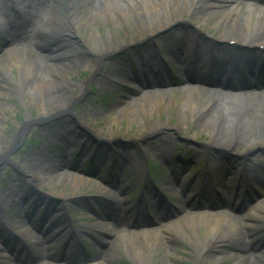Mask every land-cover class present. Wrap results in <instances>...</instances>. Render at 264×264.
I'll return each mask as SVG.
<instances>
[{
  "label": "bare ground",
  "instance_id": "bare-ground-1",
  "mask_svg": "<svg viewBox=\"0 0 264 264\" xmlns=\"http://www.w3.org/2000/svg\"><path fill=\"white\" fill-rule=\"evenodd\" d=\"M3 3V10L0 11V36H4V39L6 41H12V43L17 41H25L30 40L31 43L36 44L37 41L33 40L34 34L39 33L41 36L42 41H52L50 43L51 50H48L45 52L46 56H48V61L44 57H40L41 60H38L34 57L33 54H31V50H21L19 48L17 49H7L5 53L0 58V78L1 79H7L8 81H11L14 79V74L9 73L11 70V66L15 67H22L23 72L21 74H30L33 78L34 83H30L33 85V87H39L47 89L50 85H56L57 87H62L63 85L67 87V90L72 91V98L70 101L76 100L82 93L83 88L87 85V82L84 84L80 83H74L71 81L70 78V72L76 71L80 72L83 70H87L90 73V77L88 81H91L92 83L95 81V83L99 86H107V88H112L114 79H118L117 76H115L114 71L109 72L106 74L104 79L99 83L98 82V76L102 75L104 72H100V63L93 64L90 62V59L80 58L74 54V46L71 42V39H75L70 37V35H61L63 32H67L66 28H61L57 30L60 34L56 35L53 27H59V25L62 27L63 23H65L68 18L71 21L72 24H75L74 22L78 20V23H80L78 26L82 25V30L87 31L86 39H82L81 41L85 45L92 44V47L96 51L99 49H104L103 53H108V57H112L115 54H118L117 51L121 49L122 47L127 48L128 51L136 50V46L140 47L144 43H148L151 41L156 40V38H161L160 33H166L169 29H173L174 36L171 37V41H173L174 37L177 38L179 36V28H181L182 25L185 24H191L192 26L196 25L194 20H202V22H206L209 19L214 20V27L217 29L215 32V35L212 36V40H207V43L209 45V48L206 46L205 43L201 44L196 39H188L185 40L187 45H190L191 47H195L198 54H195L196 56H209V65H211L213 68L214 66L220 67L223 66L224 69H222V74H217L220 78L224 77L229 78L231 76L238 75L237 68L239 65H241L244 69L249 67L250 63L254 61V64H256V61L264 63V57L261 56L260 52L252 50V54L250 56L241 55L236 49H232L228 45L223 43V40L230 35H235L234 37H237L238 39H241L243 41H252L253 39L262 40L264 42V8H257L251 5H243L241 0H183L180 4L178 0H124V1H118V0H89V6L86 7L88 12L82 17L81 13L79 14V17L76 19L72 14L68 13L67 15L63 16V12H67V10H73V8L76 6L74 3V0H63L67 1V3H60L61 0H0ZM0 2V3H1ZM180 5V6H179ZM184 8V11L180 12V8ZM185 5V6H184ZM44 7L49 9L48 15L45 17V20L42 19L43 16L41 15L42 11L41 9ZM198 9H197V8ZM4 8L6 10H4ZM135 8H138L139 10L136 11ZM67 9V10H66ZM101 10V11H100ZM140 10L144 11L143 13L146 15L145 19H147V22L145 25L140 24V20L138 18L136 21V27L131 23L125 21L126 24H124V31L120 32L122 29L120 28L119 21L122 19L129 18L130 12H139ZM200 10H202V14L198 15L200 13ZM76 12V11H75ZM74 13V12H73ZM149 15V16H147ZM105 24H108V31L107 33H104L106 35H103V33L98 32V28H101L104 31L103 22ZM119 24V25H118ZM148 24V25H147ZM34 25V28L31 29L30 27ZM147 25V29L145 26ZM77 26V27H78ZM199 26V25H198ZM91 27H94L91 28ZM167 27V28H165ZM88 28V30H86ZM134 29H137L139 33H141V37L135 33ZM117 32L115 34L114 32ZM33 32V33H32ZM123 33V34H120ZM237 33V34H235ZM66 36V38H65ZM56 37V38H55ZM55 39V40H54ZM166 41V40H165ZM142 42V43H141ZM141 43V44H140ZM171 43V42H170ZM75 44V43H74ZM183 45V49L188 51L189 47ZM226 45V46H225ZM48 47V46H47ZM53 47V48H52ZM88 47V46H87ZM186 47V48H185ZM89 50L91 49L88 47ZM177 48V47H176ZM190 51H193L190 49ZM196 52V51H194ZM148 54V53H146ZM104 55V54H103ZM65 56V57H64ZM95 55H93L94 57ZM101 60H104L105 63H107L104 59V57L101 55ZM141 57V55H140ZM139 57V58H140ZM141 59V58H140ZM44 60V61H42ZM108 60V58H107ZM125 59H118L116 58V55L113 56L112 64L115 68H118L120 66L125 67L127 65V60L124 62ZM41 62H44V66L46 68V74L40 75L39 74V68L38 72L36 71L37 65ZM194 68H197V66L200 65V63L193 62ZM206 65V64H205ZM111 65V67H113ZM191 67H187V71H191ZM116 69V70H118ZM40 70H44L43 67H40ZM100 72V73H99ZM96 73L97 76H96ZM39 75V76H37ZM17 84H20L19 81L22 82V78L19 77V75H16ZM96 76V78L94 77ZM189 79H185V81H182L183 83H189L192 82L193 79H191V76ZM235 77V78H236ZM52 78V79H51ZM24 80H27L24 79ZM108 80V82H107ZM127 81V80H126ZM222 82V81H221ZM156 84V83H154ZM231 86V85H227ZM79 87V93L74 94L76 92L75 89ZM230 88V87H229ZM232 88H234L232 86ZM41 89V91H42ZM174 90L179 93L182 103H184V106L186 108V112L190 113L193 118H195L194 115H197V111H205L207 114L208 110L211 108L210 106L214 105V101L210 99L211 94H222L226 98H234V99H248V100H258L264 101V92L262 94H256V95H247V94H233L228 93L227 91H213L210 88H204L200 85H183L181 88H175V89H168L166 91L158 90L154 92L148 91V89L141 88L140 92L141 95L139 99L134 100V105L141 104V107L137 108V110L141 109L142 112L145 114H151L153 110H158V107L162 104H173L175 102L173 100L172 95L174 96ZM3 91V90H2ZM1 91V92H2ZM64 91V94H67V91ZM224 91V90H223ZM61 93V92H60ZM62 94V93H61ZM60 94V95H61ZM63 94V95H64ZM167 94H170L168 96ZM7 95V94H6ZM9 97V95H7ZM168 96V98H167ZM208 96V97H206ZM42 95L39 97H35L38 99V101L41 102V105L43 104V100L41 99ZM51 97V96H50ZM167 98V99H166ZM258 98V99H256ZM25 99V98H24ZM53 99V98H51ZM148 99H151L153 103L151 102V106L145 105ZM166 99V100H164ZM19 100H22V98H19ZM26 102L30 103L32 101L31 97H27ZM37 100L35 99V102ZM136 102H138L136 104ZM216 102V100H215ZM238 102V101H237ZM234 103V102H233ZM72 106L69 105V108H59L58 112L56 111L52 117H56L58 119L63 117H69L74 116L78 117L79 115L75 113L76 109V103L71 102ZM133 106L125 105L120 106L122 108H119L117 111V114H119L120 117H122L126 112L129 110H133ZM191 106V107H190ZM177 108L180 109V111H183L180 106H177ZM216 104L214 105L213 109L209 112V114H212L216 111ZM2 109V104L0 102V110ZM42 114L46 113L48 109L42 108ZM70 109V110H67ZM74 109V110H73ZM128 110V111H127ZM188 110V111H187ZM214 110V111H213ZM134 112V111H133ZM133 112L131 113L133 115ZM195 112L193 115L192 113ZM238 112H235V114ZM94 116L96 113H93ZM122 115V116H121ZM131 115V116H132ZM213 115H215L213 113ZM240 115V114H236ZM212 116V115H211ZM254 116L257 118H261L264 122V110H259L258 114L257 112L254 113ZM215 117L220 118V114H216ZM131 120H133V117H130ZM221 119V118H220ZM54 123V122H52ZM162 123L160 120L158 122L150 123L148 129L151 128V125L154 127L152 129L158 128ZM50 123L45 128L47 129L50 127ZM65 125H62V127ZM5 118L3 116L0 117V140L4 136L5 130ZM246 129V128H245ZM249 131V129H246ZM3 135H2V134ZM45 134H50L48 131H46ZM210 134V133H209ZM238 134L242 135V133L238 132ZM257 136L254 140H256V143H261L262 136H264V127L257 130ZM51 135V134H50ZM66 134H64L65 136ZM214 136L215 134L212 132L210 134ZM223 137H218L221 144L223 143L224 146L220 145L221 147L215 146V148H224V149H231V147L239 146V135H237L236 138H233V141L231 140H222L228 138V133H224ZM47 136V135H46ZM14 135L11 134L9 136L8 142L6 143L7 149L0 155V159L4 157L5 152L8 150V148H12V142H13ZM241 137V136H240ZM246 137V136H245ZM217 138V137H216ZM67 143H71L70 139H66ZM160 147H163L164 149H167L168 146L164 142H160ZM225 144H229L228 146ZM242 144V142H241ZM262 145V144H261ZM248 148H244V152H247ZM7 155V154H6ZM37 154H34V160H30L28 163L31 165L29 166V170L33 172L34 174H30V177L37 178L36 174H38L40 171L36 170L39 169L35 165V163L31 161H35L39 158ZM36 156V159H35ZM124 157L131 160L133 157L132 154H127ZM106 158V157H104ZM123 158V154L120 157ZM51 166L53 165L50 162ZM20 164L18 167L20 169H23V165ZM258 165H264L263 159H251L248 163L247 167H253L251 168V171H255L257 169ZM48 174V173H47ZM71 174V175H70ZM54 174L48 175L49 178H52ZM255 176V175H254ZM64 179V180H63ZM58 180L63 181L64 187H68V183L72 182L71 186H69V192L70 194H73L74 191L77 190L78 187L83 186L85 183H87L86 179L82 177L81 175H77L76 173H70L68 171H62V173L57 175V178L52 180L49 185L51 186V189H53V186L58 182ZM24 183L20 186H25L27 188L28 185L23 181ZM21 183V182H19ZM42 184L41 182H39ZM67 185V186H66ZM96 185V184H95ZM19 185L16 186L17 191L19 192ZM98 187V186H97ZM99 192L102 191V189L99 190ZM31 191V190H29ZM20 193V192H19ZM103 193V191L101 192ZM58 196L65 195V192H62L61 194H56ZM256 199V198H255ZM3 208V204L1 205ZM9 206L6 205L4 208H8ZM35 210H38L37 208ZM183 214L178 217L175 221H171L168 224H161L159 227H155L152 229L146 230L144 233H135V232H129L126 230H115L110 226H106L108 223H104L101 221H94V226L101 232H107L111 234L114 237V240L109 241V254H114L116 251L124 253V250L128 248L129 245H131V253L133 255V258L135 261H137V264H143L142 260L144 259V256H148L146 252L147 247H152L154 250V254L159 252V250H167L171 255L173 254V251L175 250L174 247H171L167 244H164L163 236L173 232L177 237L183 239L185 243L190 246L192 254L195 256L196 260L199 262H203L205 260V257L207 255V252H210L211 248H214L216 244L220 241L221 238H228V240L232 241L235 240L238 242V244L241 246L243 244L245 246L246 238L243 237L241 233V228H255V225L258 222L264 221V195L260 198H258L255 202H253L247 212H244L241 216V219L233 218L223 212H191L190 210L183 209ZM44 216H47V213L44 214ZM23 223L20 224V227L18 229L19 232L23 233L25 232V227ZM204 228L203 231L200 229ZM6 233L5 229H0V235L2 238L6 240ZM166 233V234H165ZM13 236H7V240L12 238ZM16 238H18L16 236ZM188 241H186V240ZM168 242V241H165ZM102 244V243H101ZM104 246V244H102ZM246 247V246H245ZM36 248H41L38 245H36ZM187 253V252H186ZM221 253V252H220ZM236 254L237 256H234ZM232 254V256L229 253H224V255L219 256H210V260L208 264H217L218 261H221L223 258L231 259V262L229 264H236L237 261L240 263H244L246 259L249 257L247 255L243 256L244 253L237 252ZM5 251L3 249H0V256L4 257ZM177 260L180 258L175 254L173 256ZM254 257V256H253ZM258 258V257H257ZM250 263V261H249ZM251 264H257L252 262Z\"/></svg>",
  "mask_w": 264,
  "mask_h": 264
},
{
  "label": "rangeland",
  "instance_id": "rangeland-1",
  "mask_svg": "<svg viewBox=\"0 0 264 264\" xmlns=\"http://www.w3.org/2000/svg\"><path fill=\"white\" fill-rule=\"evenodd\" d=\"M118 1H124V0H118ZM179 3L181 4L183 0H178ZM1 2V1H0ZM60 3H67V1L61 0ZM74 3L76 6L72 10H67L65 13L63 12V16L67 15L68 13L75 15L74 17L77 19L79 17V14L81 13L82 17L88 12L87 8L89 6V0H74ZM3 3H0V11L3 10ZM180 6V5H179ZM185 6V5H184ZM197 8V7H196ZM199 8V7H198ZM197 8V9H198ZM200 9V8H199ZM4 10H6L4 8ZM43 10V9H42ZM136 11H138V8H135ZM101 11V10H100ZM184 11V8L181 5L180 12ZM144 11L140 10L139 12H130L129 18L127 19H122L119 21L120 28L122 29L120 32L124 31L123 27L124 24L126 23H132L134 27H136V19L140 20V24L145 25L147 22V19H145L146 15L143 13ZM202 14V10H200V13L198 15ZM48 15L46 13V10L42 12V16L45 20V17ZM149 16V15H147ZM125 23V21H127ZM195 23L200 25L202 28L207 29L210 33L215 35L216 28L214 27V20L209 19L206 22H202V20H194ZM75 24H72L71 21L68 20L61 24L63 25L62 27L59 25V27H53V30L56 35H59L60 33L57 31L61 28H66L67 32L61 33V35H70V37L75 38L71 39V42L73 43L72 45L74 46V54L80 58H85V59H90V62L93 64H97L98 62L100 63V72H104L102 75L98 76V82L100 83L105 75L108 74L111 71H114L115 76H117L118 79H114L113 81V86L112 88H107V86H102L99 87L95 81L92 83L89 81L87 85L83 88L81 97L79 101L76 102V109L74 110L75 113L80 114L82 118H85L87 120V123L95 130L96 133H98L99 137H102L104 139H117L121 141H125L128 146H134L136 149L139 146V151L136 150L135 148L131 149L129 152H131L135 156V162L132 163V170L133 173L136 175H139V173L142 172V164H143V157L145 156L148 161L152 164V169H154V174L159 180L164 184L169 185V180L167 179V169L169 166H172L173 168H180L181 171H183L186 174L183 175H188L189 169H194L195 166L198 164V160L202 159L203 157H208L211 159L212 162V168H214L215 163L213 159L217 160V155L216 151L214 150H219V148H215V146L221 147L220 145L224 146L223 143L217 142L219 141L218 137H223L224 138V133H228V138L222 139V140H231L230 142L233 141V138H236L237 135H239V146H234L231 147V149H227L225 152L222 151L224 154H244V155H249L252 152L255 154L254 157H263L264 159V136H262V141L261 143H256L254 140L257 136V130L261 129L264 127V122L261 118H257L254 116V113L259 112V110H264V101H259L260 98H256L258 100H248V99H232V98H226L222 94H211L210 99L214 101V105L216 104L217 108L216 111L213 112L215 115L220 114L221 119L215 117V115L209 114L211 109H213L212 105L210 106L211 108L207 111L208 113L206 114L205 111H197V115H194L195 112L192 114L195 116L190 115V113L186 112V108L184 106V103H182L181 98L179 93L174 92L173 104H162L158 107V110H153L151 114H145L144 112L141 111V109L137 110L139 106L141 107V104L134 105L135 102L132 103V100L127 102L122 103V98L123 96H126L129 94V89H124L123 86H120V83L127 79L130 74L128 73V68L120 66L119 69L115 68L112 64V58L108 57V53H103L104 49H99L96 51L94 47H92V44L90 43L89 45H85L82 41V39H86L87 31L82 30V25L78 26L80 23L75 21ZM104 26V31L101 28H98V32L103 33V35H106L104 33H107L106 29L108 30V24H105L104 21L102 22ZM118 24V25H119ZM148 25V24H147ZM147 25L145 26L147 29ZM78 26V27H77ZM31 28H34V25L31 26ZM59 28V29H58ZM94 29V27H91ZM88 30V28L86 29ZM135 33L139 37H141V33L137 31V29H134ZM114 32V30H113ZM173 32V31H172ZM117 34V32H114ZM123 34V33H120ZM180 34V33H179ZM183 34V32H181ZM237 34V33H235ZM1 35V34H0ZM169 35V34H167ZM166 35V36H167ZM235 41L241 40L238 39L237 37H234L235 35H230ZM2 37V36H1ZM0 37V56L5 53V48H3L4 42L3 39ZM41 36L39 33L34 34L33 39L36 42V50L40 49L42 53H38L37 51L33 54L34 57L38 60H41L40 57L44 56L46 61H48V56H46L45 52L48 50H51L50 44H45L50 43L52 41H42ZM56 38V37H55ZM66 38V36H65ZM180 38V37H179ZM67 39V38H66ZM55 40V39H54ZM254 40V39H253ZM263 42L262 40H260ZM255 42V40H254ZM75 43V44H74ZM48 46V47H47ZM91 49L89 50L88 47ZM148 46V44H147ZM146 46V48H147ZM53 48V47H52ZM148 49V48H147ZM43 50V51H42ZM129 55H131L132 58L134 53L131 51H127ZM38 54V56H37ZM104 54V55H103ZM42 55V56H41ZM93 55H95L93 57ZM103 56L104 60H101ZM65 57V56H64ZM108 58V60H107ZM44 61V60H42ZM44 62H41L37 65L36 71L38 72L39 68V74L44 75L46 74V68L44 66ZM111 65L113 67H111ZM40 67H43L44 70H40ZM118 69V70H116ZM0 71H1V66H0ZM23 72L22 67H15L11 66V73L14 74V79L11 81H8L7 79H1L0 78V102L2 104V109L0 110V117L3 116L5 118V133L2 139L0 140V155L2 154L3 150L7 149L6 148V143L8 142L9 136L11 134H14L19 130V127H23L24 136L21 139L18 147L11 151L8 154V159L11 161H16L17 164H22L23 170H27L29 173L34 174L29 170V166L31 165L28 163L30 160H34V152L39 156L37 161H31L35 163L37 166L36 170H40L38 174H36L37 179L39 182L42 183L41 188L44 189V191H48L52 194H61L62 192H65V196H77V195H87L90 193H98L97 189L98 187L94 184L95 182H91L90 180L86 181L83 186L78 187L76 191H74V195L68 193L69 192V186H71L72 182H69L68 187H64L63 181L58 180L56 184L53 186V189H51V186L49 183L52 182V180L57 178L56 172L51 169V168H46L44 165V161L41 162V160L47 156H51V158L56 157V153L53 150L50 149V146L44 147V149H41L40 151L36 150L39 148V143H42L44 140H46L45 133L46 131L50 132H60L58 126H56V123H52L51 121L39 125V121L44 120L45 118L49 117L50 115H53L56 111L58 112L59 108H68L69 105H71L70 99L72 98V91L67 90V87L64 85L62 87H57L56 85H50L47 89H42L39 87L35 88L33 87L32 84L33 78L30 74H21ZM99 72V73H100ZM166 72V71H165ZM71 76V81L74 83H80V84H85L87 82V78L90 77V73L87 70H83L80 72L72 71L69 73ZM98 73H96L97 76ZM22 78V82L19 81L20 84H17L18 81H16L17 76ZM243 75L247 76V73H243L242 75L240 74L239 77L240 79L243 78ZM39 76V75H37ZM96 76H94L96 78ZM27 80H24L26 79ZM166 78V76L164 77ZM163 79V78H162ZM165 83H167V80H163ZM108 82V80H107ZM231 82H236L235 79H231ZM42 89V91H41ZM3 90V91H2ZM67 91V94H64V91ZM76 92L74 94L79 93V87L75 89ZM2 91V92H1ZM62 94H61V93ZM9 95V97L7 95ZM61 94V95H60ZM64 94V95H63ZM42 95L41 99L43 100V104L41 105V102L38 101L36 96L39 97ZM170 96V94H167ZM51 96V97H50ZM167 96V98H168ZM31 97L32 101L30 103L26 102V98ZM129 97H132L129 95ZM208 97V96H206ZM19 98H22V100H19ZM25 98V99H24ZM53 98V99H51ZM166 98V99H167ZM209 98V97H208ZM35 99L37 100L35 102ZM164 99V100H166ZM149 101L146 102L145 105L151 106V99H148ZM216 100V102H215ZM151 101V102H150ZM238 101V102H237ZM234 102V103H233ZM130 103L128 105L133 106V110H127L126 114H124L122 117L117 114V108L122 105V104ZM72 108L74 105H71ZM125 106V105H124ZM177 106H180L183 111H180ZM137 107V108H136ZM191 107V106H190ZM42 108L48 109L46 113L42 114ZM109 110V111H108ZM134 111V112H133ZM188 111V110H187ZM214 111V110H213ZM133 112V115L131 114ZM235 112H238L236 114H240L239 116L235 114ZM93 113H96L95 116ZM132 115V116H131ZM212 115V116H211ZM23 117L25 120L22 119ZM130 117H133V120H131ZM30 118V120H27ZM42 119V120H40ZM70 118H65L63 117L62 119L57 120V123L63 124L69 122ZM50 120V119H49ZM83 120V119H82ZM161 121L164 124H161L158 128H154L151 125V128L148 129L150 123L158 122ZM35 121H38L35 123ZM25 123V124H24ZM51 124L50 127L47 129L45 128L46 126ZM23 125V126H22ZM249 129L247 131L246 129ZM214 132L215 136V141H214V136L210 135ZM238 132L242 133V135L238 134ZM210 133V134H209ZM2 134V133H1ZM3 135V134H2ZM47 135V134H46ZM241 136V137H240ZM246 136V137H245ZM138 141V142H137ZM159 142H166L168 143L170 149L172 148V152L170 154H164L161 153L162 150H164L162 147L159 146ZM242 142V144H241ZM37 143V145H35ZM44 143V146H46V143ZM262 144V145H261ZM171 145V146H170ZM229 145V144H225ZM37 147V148H35ZM244 148H248V152H244ZM48 149V150H47ZM224 149V148H221ZM117 149L115 148V151ZM106 151V150H105ZM211 151V152H208ZM41 152V154L39 153ZM100 151H96L95 154H100ZM142 153H145L142 154ZM157 154H162L164 158H160ZM36 155V156H37ZM166 156H168L166 158ZM179 156L185 157L181 159V163H176L177 158ZM252 157V159L254 158ZM36 159V157H35ZM218 161V160H217ZM219 162V161H218ZM77 165L78 161L75 162ZM219 164L222 167L223 174H224V168L227 170L228 165L224 167V165L219 162ZM21 165V166H22ZM231 167L235 165V161L233 163L229 164ZM187 166V167H186ZM5 167V168H4ZM84 167V165H83ZM224 167V168H223ZM237 167V166H236ZM0 168H4L2 170V173L0 172V203L8 205L10 203V196L7 194L2 195V191H4V187H6L8 184L17 181V178H22L21 175H15L11 169V165L6 164L3 162L0 164ZM218 170H220V167L216 166ZM43 173V174H41ZM48 173V174H47ZM53 175L52 178H49L48 175ZM86 179V178H85ZM64 180V179H63ZM35 183V182H34ZM139 186V183L135 184L134 186ZM170 186V185H169ZM41 197V196H40ZM72 204H68V211L71 215L74 217L78 216L81 214L80 217H84L85 221H82L83 225H86V229H93L92 226L89 224L91 221L94 220L93 217H88L84 215V213L78 209V211L74 210V206ZM19 206H15L13 210L18 209ZM12 210V208H11ZM80 211V212H79ZM2 214L5 213V211L1 212ZM17 213L13 214L16 215ZM19 216V213L17 214ZM87 217V218H86ZM12 220V219H11ZM38 222V220H36ZM262 224H260L261 228ZM245 233V232H244ZM93 236H97L98 238L100 237L99 234L91 232ZM95 243L93 240L90 241ZM180 245H183L182 243L178 242ZM246 246V247H245ZM241 244V246L236 242L235 240H228V238H221L220 241L214 246V248L210 249V252L208 254V257H205V260L201 262L202 264H208L210 260V256L215 255L219 253V255H224V253H229L231 256L234 253L237 252H242L246 253L248 252L247 256L249 257L246 259L244 263H240L237 261L236 264H251L252 262L257 263V264H264V249L262 250H257L256 253H249L250 252V247L248 244ZM183 248L179 247V255H181L180 258L182 260H176V264H196V258L193 254L191 253H186L182 251ZM187 249V248H186ZM93 250L96 252L95 255L90 253L89 251L86 250L85 254L89 257H97L100 256L99 254H104L102 253L99 247H94ZM107 250H105L106 252ZM190 252V250H189ZM221 252V253H220ZM85 255V256H86ZM119 254H113L111 255L107 261L103 262L104 264H120V262H114L119 256ZM189 256L191 258L190 261L187 262V259L184 257ZM234 256H237L234 254ZM245 256V255H243ZM254 256V257H253ZM233 257V256H232ZM258 257V258H257ZM77 258L79 262L83 261V258H81V255H77ZM129 258L133 257L129 254ZM166 257L164 256V259ZM118 260L122 261V258H119ZM166 261H168V258H166ZM250 261V263H249ZM129 261L127 262H121V264H128ZM156 262H158V259H156ZM231 262V259H227L226 257L221 259V261H218L217 264H229ZM94 263V262H93ZM92 263V264H93ZM130 263V262H129ZM95 264H102L99 260L95 262ZM134 264V263H133Z\"/></svg>",
  "mask_w": 264,
  "mask_h": 264
}]
</instances>
